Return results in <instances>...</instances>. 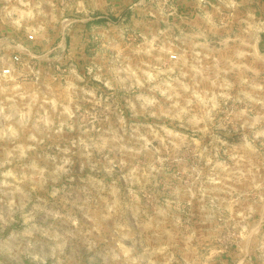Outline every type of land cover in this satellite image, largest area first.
<instances>
[{
  "label": "rangeland",
  "instance_id": "rangeland-1",
  "mask_svg": "<svg viewBox=\"0 0 264 264\" xmlns=\"http://www.w3.org/2000/svg\"><path fill=\"white\" fill-rule=\"evenodd\" d=\"M0 264H264V0H0Z\"/></svg>",
  "mask_w": 264,
  "mask_h": 264
},
{
  "label": "built area",
  "instance_id": "built-area-1",
  "mask_svg": "<svg viewBox=\"0 0 264 264\" xmlns=\"http://www.w3.org/2000/svg\"><path fill=\"white\" fill-rule=\"evenodd\" d=\"M15 61H19L21 59L20 55H15L14 57ZM10 72V69H4V73H9Z\"/></svg>",
  "mask_w": 264,
  "mask_h": 264
},
{
  "label": "crops",
  "instance_id": "crops-1",
  "mask_svg": "<svg viewBox=\"0 0 264 264\" xmlns=\"http://www.w3.org/2000/svg\"><path fill=\"white\" fill-rule=\"evenodd\" d=\"M66 41H67V39H66Z\"/></svg>",
  "mask_w": 264,
  "mask_h": 264
}]
</instances>
